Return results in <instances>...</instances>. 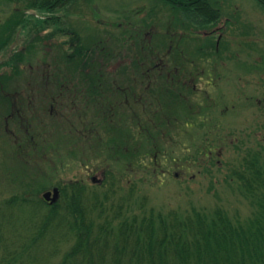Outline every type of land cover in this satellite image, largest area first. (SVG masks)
<instances>
[{
  "label": "rangeland",
  "instance_id": "obj_1",
  "mask_svg": "<svg viewBox=\"0 0 264 264\" xmlns=\"http://www.w3.org/2000/svg\"><path fill=\"white\" fill-rule=\"evenodd\" d=\"M25 3L0 0V49L10 36L16 9H24ZM221 4L222 21L206 28L189 24L162 0H76L52 14L60 16L58 23L51 18L46 24V11L26 9L30 16L22 23L25 27L12 26L15 39L0 55V62H5L15 52L24 54L17 70H0V75L14 74L0 78V206L17 221L13 227V220L2 213L9 253H19L8 257L1 244L0 264H19L31 250L30 240L42 241L40 253L57 250L51 264L61 261L73 242L51 229L46 235L40 232L37 239L32 234L38 229L23 221L38 214V224L45 225L50 206L43 193L56 186L62 189L77 181L88 188L90 198L104 194L109 188L108 171L115 173L120 187L116 194H127L129 184L135 183L136 203L146 198L149 208L223 207L230 216L242 219L252 214L253 204L231 171L241 166L245 156L264 151V6L258 0H221ZM59 28L78 33L85 45L110 52L112 78L102 85L117 102L114 111L123 114L117 125L126 132L128 147L122 148L129 157L114 154L109 147L117 135L109 131L107 122L115 119L102 120L101 104L91 100L92 92L85 88L52 97L55 78L66 73L72 88L80 89L84 79L63 58L62 41L70 34L64 37ZM138 61L146 65V73L132 82L141 75L135 68ZM150 65L154 69L159 65L164 72H153ZM172 70L176 77L195 81L194 90L185 91V102H177L175 93L166 90ZM44 71L49 83L42 77ZM134 83L132 87L149 99L146 103L130 106L122 96L114 98L112 88ZM12 94L18 104L14 110L7 106L6 97ZM132 111L142 113L146 134L137 131ZM155 117L162 122H154ZM133 161L139 163L137 167L130 165ZM23 194L31 198L29 207L21 205L13 211L7 206L11 198Z\"/></svg>",
  "mask_w": 264,
  "mask_h": 264
},
{
  "label": "trees",
  "instance_id": "obj_2",
  "mask_svg": "<svg viewBox=\"0 0 264 264\" xmlns=\"http://www.w3.org/2000/svg\"><path fill=\"white\" fill-rule=\"evenodd\" d=\"M25 1L24 9L17 8L14 18L10 21V36L2 45L5 48L0 49V55L15 39L12 26L19 27L30 16L26 14V9L32 12L46 11L48 16L44 19L45 24L46 20L51 18L54 19V23H58L60 16L52 14L58 9L72 5L76 0ZM162 1L179 11L185 21L197 28L215 27L223 18L221 0ZM258 1L264 6V0ZM227 21L225 20V22ZM21 26L23 28L25 24ZM57 32L63 33L64 37L70 34L68 38H65L67 40L62 41V46L66 48L63 58L70 61L73 64L71 66L79 70L84 79L80 85L83 88L80 89L78 86L72 88L74 85L71 86V80L66 73L59 76L62 78H55L56 88L53 90L52 97L55 99V93L60 95L64 91L71 90L79 92L85 88L92 92L94 97L91 100H97L101 104L99 114L102 116V120L115 119L114 122L112 120L107 122L109 131L117 135L109 142V147L114 148V154L122 153L129 157L130 153L123 151L122 148L124 145L128 147L125 139L126 132H124V128H119L117 125L121 122L118 117H122L123 114L120 111H114V104L117 102L107 95L108 89L102 85L104 81L109 84V78H112L111 72L108 70L109 61H111L110 52L105 51L104 48L96 50L90 45L83 44L78 33L67 32L63 28H59ZM99 53H101L100 56ZM22 59H24L23 52H15L5 62H0V70L6 67L12 71L17 70L18 61ZM78 61H80V65ZM154 66L150 65L149 69L157 73L159 71L157 69H160L159 65L156 66L157 69H154ZM135 68L141 75H136L137 78H134L132 82H136L139 77H144L142 75L146 73L144 69L146 65L140 64V61L137 62ZM125 70L127 71V68H124L122 73H126ZM160 70L164 72L163 69ZM44 72L42 77L45 78V83H49L48 73ZM174 72L172 70L167 74L166 84L168 87L166 90L175 93L177 102L179 100L185 102L187 101L185 91L188 87L194 90L195 81L193 78L191 82L185 81L186 78L176 77ZM4 75L5 78H10L14 74L12 72L5 73L0 75V78ZM132 86H136V84L134 83L130 87L120 84V86L112 88V92H116H114L116 95L114 98L122 96V101L130 106L146 103L149 99L143 98V95ZM6 98L7 106H11L14 110V107L18 106L15 96L7 95ZM162 101L164 103L163 99L161 103ZM167 101L171 100L167 98ZM54 103L56 104V100ZM132 112V120L138 122L140 128L137 131L146 134L148 130L142 125V113ZM153 119L156 123L162 122L161 117ZM132 133L134 138L135 131ZM137 164L139 163L136 161L130 163L136 167ZM240 165L232 169L231 175L239 182L241 191L253 204L254 210L246 219L230 216L223 207H217L211 211L196 206L184 210L171 209L168 211L157 210L155 207L149 208L146 198H141L136 203L135 183L128 185L127 194H116L120 187L116 183L115 173L108 171L106 173L108 176L110 174L109 188L104 194L95 193L90 198L86 193L88 188L83 183L71 181L61 189L62 203L50 204L44 200L45 204L50 206L46 214L47 220H44L45 225H39L38 214L32 215L31 212L23 222L26 221L31 227L38 229L32 234L37 239H39L40 232L46 235L51 229L61 238L68 239L69 243L73 242L65 251L61 261L55 264H264V151H255L253 154L245 156ZM39 201L41 202L42 199ZM31 202V198L23 194L11 198L7 206L14 211L21 205L29 207ZM60 204L64 207L61 208ZM3 209L0 206V245L2 244L6 251L5 255L12 257L17 253H9L11 252L9 240L4 234L7 225H5L6 221L4 223L2 219V213L4 218L13 219L10 215L7 216ZM11 213L13 212L11 211ZM10 223L15 227L17 221L13 220ZM61 238L59 241H55V247H58ZM41 242L38 244L33 240L32 243L35 244L32 246L30 240L28 247L31 250L26 257H19L21 258L19 264H51L50 258L54 254L56 256L57 250L53 249L47 254L40 253ZM23 248L27 247L21 249Z\"/></svg>",
  "mask_w": 264,
  "mask_h": 264
},
{
  "label": "water",
  "instance_id": "obj_3",
  "mask_svg": "<svg viewBox=\"0 0 264 264\" xmlns=\"http://www.w3.org/2000/svg\"><path fill=\"white\" fill-rule=\"evenodd\" d=\"M43 197L45 198V200L51 202V203H55L59 200L60 198V189L59 187H54L52 190L46 191L43 194Z\"/></svg>",
  "mask_w": 264,
  "mask_h": 264
}]
</instances>
